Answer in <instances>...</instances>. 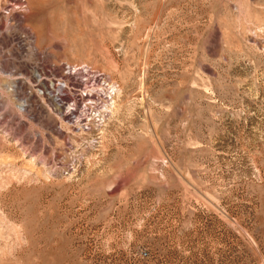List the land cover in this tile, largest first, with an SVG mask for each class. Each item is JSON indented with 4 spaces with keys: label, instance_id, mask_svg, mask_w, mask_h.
Listing matches in <instances>:
<instances>
[{
    "label": "rangeland",
    "instance_id": "374dc122",
    "mask_svg": "<svg viewBox=\"0 0 264 264\" xmlns=\"http://www.w3.org/2000/svg\"><path fill=\"white\" fill-rule=\"evenodd\" d=\"M0 264H264V0H0Z\"/></svg>",
    "mask_w": 264,
    "mask_h": 264
},
{
    "label": "built area",
    "instance_id": "2783aa9c",
    "mask_svg": "<svg viewBox=\"0 0 264 264\" xmlns=\"http://www.w3.org/2000/svg\"><path fill=\"white\" fill-rule=\"evenodd\" d=\"M78 71H79V70H78ZM75 73H77V70H76V71H74V74H75Z\"/></svg>",
    "mask_w": 264,
    "mask_h": 264
}]
</instances>
